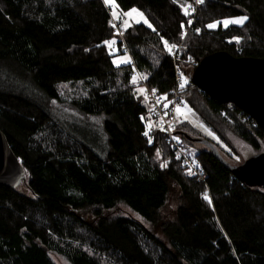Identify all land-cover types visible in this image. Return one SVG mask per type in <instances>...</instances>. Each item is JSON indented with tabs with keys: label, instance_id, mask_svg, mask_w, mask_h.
I'll list each match as a JSON object with an SVG mask.
<instances>
[{
	"label": "trees",
	"instance_id": "16d2710c",
	"mask_svg": "<svg viewBox=\"0 0 264 264\" xmlns=\"http://www.w3.org/2000/svg\"><path fill=\"white\" fill-rule=\"evenodd\" d=\"M112 1L142 10L151 27L134 23L122 40L106 0H0V128L27 176L16 188L0 185V264H264V188L181 135L183 151L185 143L201 147L184 151L197 164L191 171L158 128L150 99L180 89V101L219 139L226 135L217 120L263 152L264 128L190 75L215 51L264 58V0ZM242 15V24L208 27ZM178 44L182 85L169 51ZM125 53L131 62L117 65ZM16 83L33 86L36 97ZM64 87L75 93L68 104L77 114L44 104L62 100ZM70 114L102 123L81 125ZM177 121L175 131L213 141L233 163L199 126Z\"/></svg>",
	"mask_w": 264,
	"mask_h": 264
},
{
	"label": "water",
	"instance_id": "95a60500",
	"mask_svg": "<svg viewBox=\"0 0 264 264\" xmlns=\"http://www.w3.org/2000/svg\"><path fill=\"white\" fill-rule=\"evenodd\" d=\"M190 80L216 100L238 105L264 128V58L215 51L199 61ZM174 134L185 135L191 141L206 145L242 182L264 188V151L251 155L241 164H233L227 161L213 141L193 137L183 131H175ZM26 178L21 159L0 128V185L16 188Z\"/></svg>",
	"mask_w": 264,
	"mask_h": 264
},
{
	"label": "rangeland",
	"instance_id": "374dc122",
	"mask_svg": "<svg viewBox=\"0 0 264 264\" xmlns=\"http://www.w3.org/2000/svg\"><path fill=\"white\" fill-rule=\"evenodd\" d=\"M110 5H112V15L117 18L118 20H120L121 22V27L124 29L134 23H144L145 25H152L147 14L145 12H143L142 10L138 9V8H132L130 10H120L117 6V4L115 2H108ZM133 9H136L139 13H143V16H139L136 13H133L132 15H125L126 13H131ZM243 17H247L245 15L242 16H235V17H228L225 18L221 21L215 22L213 24H216V27H218L220 24H222L224 27L225 26V21H233L227 24V26L232 25V24H242V23H235L234 21L240 20ZM145 19L147 20V23H145ZM246 20L243 21V23ZM112 46L115 47L116 44V39H113L109 42ZM114 62L117 65L120 64H124V63H130L131 62V57L129 54L125 53V54H121V55H116L114 57ZM197 66V65H196ZM195 66V67H196ZM0 67V80H4L5 75L3 73V70L1 71ZM195 68H193V70L191 72L194 71ZM182 77L184 80V83L187 82L188 76L185 73H182ZM135 78L138 79L137 75H135ZM138 82V80H137ZM1 83V82H0ZM4 84V83H3ZM6 86V85H5ZM10 86V85H9ZM144 85H140L138 86V90L140 93L148 96L147 91L145 89V87H143ZM10 87L16 89V90H24L27 94H30L34 97H36V94L34 93V87L31 86L30 88H28L29 86L27 85H23V84H17L14 85V87L11 85ZM75 93L70 89V87H64V89L61 91V96H62V100L59 101H54V100H50V101H46L44 102L42 99V102H44V104L46 106H49V108L52 109V111H54L56 108H58L57 112H55L56 114L64 115L65 113H67L68 111H72L74 113L77 114V111H75L74 109L71 108V106L68 104L70 103V100H73V95ZM167 104H169L167 102ZM68 110V111H66ZM178 119L183 120V121H188L191 122L192 124L199 126L203 131H205V134L218 141L221 147V151L224 154H227L228 158H230L231 162H233V164H241L243 163L248 157H250L251 155L257 153L248 143H246L245 141H243L242 139H240L236 134H234L232 131H230L224 124H222L221 122H219L217 120V126L222 130L223 134L226 135L225 139L226 141H222L221 139L218 138V136L212 132L211 130H209L207 127L204 126V123L201 121V119L198 117L197 113L195 112V110L192 108L191 104L187 101L184 100V102H182V104L177 108L176 110ZM70 119L73 120L76 118V116L70 114ZM77 119V118H76ZM158 119V118H157ZM177 119V120H178ZM78 123H80L81 125L85 124V121L89 120L90 122H92L93 124H91V126H95V127H100L101 123H102V119L100 117H92V118H88V119H77ZM156 119L153 120V122ZM178 122V121H176ZM152 123V122H151ZM87 124V123H86ZM154 124V123H153ZM160 124V120L158 121V125ZM83 127V126H80ZM90 132V130H88ZM177 140H179V137L176 136ZM197 148H201L199 146H194V147H190L188 146L186 143L184 144V151L189 154V155H193L195 151H197ZM60 264H64L62 260H59Z\"/></svg>",
	"mask_w": 264,
	"mask_h": 264
},
{
	"label": "built area",
	"instance_id": "2783aa9c",
	"mask_svg": "<svg viewBox=\"0 0 264 264\" xmlns=\"http://www.w3.org/2000/svg\"><path fill=\"white\" fill-rule=\"evenodd\" d=\"M200 2H197L199 4ZM111 8V6H109ZM113 24L116 26L117 33L119 34V37L124 40L123 33L124 29L121 27L120 20L113 17ZM173 46V45H172ZM171 46V54L173 56V60L175 63V70L177 73V82L179 85L183 84V77H182V71L181 67L178 63V60L182 56V44L174 45L175 47ZM124 50H128V46L124 44ZM129 51V50H128ZM135 74L138 77V83L140 85L145 84V79L142 75V73L138 70V68H135ZM179 90L176 89L175 93L173 94L172 98L170 100L167 99L165 95H158V94H151L150 99L152 102V114L158 118V121L160 120V124L158 125V128H161L165 130L168 135L170 136V141L173 144V147L177 150H179V156H181L184 159L185 164L188 166V168L193 171L194 173H197V164L196 162L190 158L182 149L180 146L179 141L176 138L175 133V127H176V121L178 119L176 110L177 108L182 104V102L179 99ZM167 102L169 104H167ZM150 139H152V136H149Z\"/></svg>",
	"mask_w": 264,
	"mask_h": 264
},
{
	"label": "snow or ice",
	"instance_id": "6c2138e0",
	"mask_svg": "<svg viewBox=\"0 0 264 264\" xmlns=\"http://www.w3.org/2000/svg\"><path fill=\"white\" fill-rule=\"evenodd\" d=\"M106 2H112V0H106ZM198 2L202 3L203 0H198ZM185 11H186V14H187V9H185ZM133 13H136L137 15H139L141 17L143 16V13H139L136 9H133L131 13H126L125 15H132ZM246 19H247V17H243L240 20H237V21H234V22L235 23H243V21L246 20ZM144 22L147 23V20L145 19ZM230 22H233V21H225L224 22L225 26H227V24L230 23ZM149 27H151V25H149ZM208 27L209 28H214V27H216V24H210V25H208ZM165 43H167V42H165ZM172 47H175V46L173 45ZM169 51H171V47L169 48ZM204 199L205 200H209V202H211L210 198L207 196V194H205Z\"/></svg>",
	"mask_w": 264,
	"mask_h": 264
}]
</instances>
